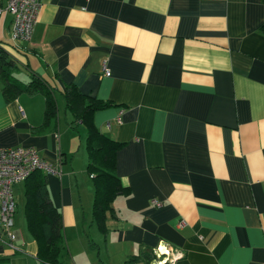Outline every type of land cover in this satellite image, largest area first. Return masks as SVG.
<instances>
[{
    "label": "crops",
    "instance_id": "0c3cea01",
    "mask_svg": "<svg viewBox=\"0 0 264 264\" xmlns=\"http://www.w3.org/2000/svg\"><path fill=\"white\" fill-rule=\"evenodd\" d=\"M11 26L3 10L11 76L43 82L56 110L45 118L40 91L7 96L0 72V148L33 147L58 166L45 175L66 264H153L161 240L181 250L175 264H264V1L42 0L30 40ZM71 85L110 103L93 123L123 143L127 194L98 216ZM16 204V249L0 242V264H42Z\"/></svg>",
    "mask_w": 264,
    "mask_h": 264
},
{
    "label": "trees",
    "instance_id": "16d2710c",
    "mask_svg": "<svg viewBox=\"0 0 264 264\" xmlns=\"http://www.w3.org/2000/svg\"><path fill=\"white\" fill-rule=\"evenodd\" d=\"M12 69L13 60L0 47V72L4 74L3 88L6 95H16L21 91H40L45 96V118L54 116L56 105L50 89L35 77L28 84L19 83L11 76ZM64 95L67 108L74 115V121L81 123L86 130L87 170L94 181L93 213L98 216L117 193L127 194V188L115 174L116 152L123 143L102 134L93 123L94 112L110 103L87 96L73 85L66 88ZM45 174L42 170H36L24 180L27 224L38 241V258L42 264H66L62 260L66 254V243L61 213L49 198ZM141 259L139 256H131L124 264H135Z\"/></svg>",
    "mask_w": 264,
    "mask_h": 264
},
{
    "label": "built area",
    "instance_id": "2783aa9c",
    "mask_svg": "<svg viewBox=\"0 0 264 264\" xmlns=\"http://www.w3.org/2000/svg\"><path fill=\"white\" fill-rule=\"evenodd\" d=\"M42 0H7L0 5V15L7 10L12 15L11 37L13 40H30L40 11ZM105 74H109L105 70ZM36 170L45 173H59L58 166L44 161L33 147L0 148V242L16 249V232L13 229L17 204L14 186L25 180ZM159 205V202L152 200ZM154 264H175L182 252L166 241H159L154 248Z\"/></svg>",
    "mask_w": 264,
    "mask_h": 264
},
{
    "label": "rangeland",
    "instance_id": "374dc122",
    "mask_svg": "<svg viewBox=\"0 0 264 264\" xmlns=\"http://www.w3.org/2000/svg\"><path fill=\"white\" fill-rule=\"evenodd\" d=\"M14 196H15V200L17 201L18 205L22 206L24 204V200H25V195L24 192L22 190V185L20 184L19 187H17L14 190ZM16 211L18 212V208L16 209Z\"/></svg>",
    "mask_w": 264,
    "mask_h": 264
},
{
    "label": "water",
    "instance_id": "95a60500",
    "mask_svg": "<svg viewBox=\"0 0 264 264\" xmlns=\"http://www.w3.org/2000/svg\"><path fill=\"white\" fill-rule=\"evenodd\" d=\"M154 264V263H153Z\"/></svg>",
    "mask_w": 264,
    "mask_h": 264
}]
</instances>
